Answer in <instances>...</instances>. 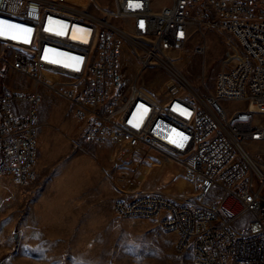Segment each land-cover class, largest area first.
Returning <instances> with one entry per match:
<instances>
[{
	"label": "built area",
	"instance_id": "2783aa9c",
	"mask_svg": "<svg viewBox=\"0 0 264 264\" xmlns=\"http://www.w3.org/2000/svg\"><path fill=\"white\" fill-rule=\"evenodd\" d=\"M129 3L97 4L93 14L62 1L0 0V21L31 30L27 42L0 36V62L33 86L0 90V174L18 187L35 181L39 86L49 87L71 103L80 140L154 152L177 162L193 187L194 201L116 199L117 217L173 230L191 264H264V0H170L158 10L152 0ZM205 28L223 36L211 91L161 94L139 79L151 67L176 77L173 56ZM206 48L203 39L195 51ZM45 69L67 80L49 84ZM232 101L240 105H223Z\"/></svg>",
	"mask_w": 264,
	"mask_h": 264
},
{
	"label": "rangeland",
	"instance_id": "374dc122",
	"mask_svg": "<svg viewBox=\"0 0 264 264\" xmlns=\"http://www.w3.org/2000/svg\"><path fill=\"white\" fill-rule=\"evenodd\" d=\"M51 1L70 3L93 14H99L97 4L112 6V0ZM167 2L152 0L153 9ZM203 39L206 51H195ZM222 51L223 36L211 28L195 34L183 51L185 57L178 67L198 95L213 89ZM130 64L128 77L137 61L132 59ZM169 78L174 79L173 87L166 84ZM139 79L161 94L174 87L180 93L189 91L177 77L157 67L145 69ZM32 87L27 75L0 62V90L25 92ZM39 90L36 179L18 187L9 175L0 174V264H191V252L176 249L173 230L156 220L120 218L113 210L116 199L140 194L194 201L192 186L180 192L174 187L175 180L183 177L180 165L175 161L163 165L164 159L154 152L142 155L119 145L80 140L71 103L49 87L39 86ZM150 159L162 165L159 175L152 169L143 171ZM78 167L84 168L83 173L70 180Z\"/></svg>",
	"mask_w": 264,
	"mask_h": 264
},
{
	"label": "bare ground",
	"instance_id": "6f19581e",
	"mask_svg": "<svg viewBox=\"0 0 264 264\" xmlns=\"http://www.w3.org/2000/svg\"><path fill=\"white\" fill-rule=\"evenodd\" d=\"M68 4H70V3H68ZM70 6H74V5L71 4ZM184 57H185V56H184L183 52L178 53V54H176V55L173 56V60H172L171 62H172L173 65L176 66V68H177L178 70H180L179 67H178V64L183 62ZM135 66H136V64H135ZM177 69H173V70H172L173 73L175 74V76L180 80V82H181L186 88L195 91V90L193 89L192 85L188 82V79H187V78H186L181 72H179ZM62 77H63V76H61V74H60L58 71H56V70H52V69H45V70H43V79H44L46 82H48L49 84H53V83H56V82H63V81H62ZM155 81H156V79L153 80L152 82H155ZM173 82H174V79H173V78H169V79L166 81V84L168 85V87H173ZM172 90H176V88L174 87ZM127 157H128V154H124V155H123V159H127ZM173 162H174L173 160H165V159H164V163H163V165L166 164V163L171 164V163H173ZM161 168H162V165H161V164H159V163L155 162L154 160L150 159L149 164L146 165V167L144 168L143 171H144V172H147V171H149V170L152 169V170L154 171V174L159 175V174L161 173ZM83 171H84V168H81V167L76 168V169L72 172V174L70 175L69 179H70V180L73 179V178L75 179V178H76V175H80V174H82ZM82 180H85V178L82 179ZM186 186L190 187L191 184L188 183V182L185 180V178L182 177V176H181V177H178V178L175 180V182H174V187H175V188L177 189V191H179V192L182 191V190L184 189V187H186ZM33 212H34V211H33ZM33 215H34V214H33Z\"/></svg>",
	"mask_w": 264,
	"mask_h": 264
},
{
	"label": "snow or ice",
	"instance_id": "6c2138e0",
	"mask_svg": "<svg viewBox=\"0 0 264 264\" xmlns=\"http://www.w3.org/2000/svg\"><path fill=\"white\" fill-rule=\"evenodd\" d=\"M129 7H140L139 3H132V0H130ZM30 29L28 28H21L19 25L15 24H8L4 21H0V36H8L12 39L17 38H24L25 42H27V35L30 34Z\"/></svg>",
	"mask_w": 264,
	"mask_h": 264
},
{
	"label": "crops",
	"instance_id": "0c3cea01",
	"mask_svg": "<svg viewBox=\"0 0 264 264\" xmlns=\"http://www.w3.org/2000/svg\"><path fill=\"white\" fill-rule=\"evenodd\" d=\"M168 3H169V0H168V2H167L166 4H168ZM166 4H164V5H166ZM164 5H163V6H164ZM159 9H160V8H159ZM157 10H158V9H157Z\"/></svg>",
	"mask_w": 264,
	"mask_h": 264
}]
</instances>
